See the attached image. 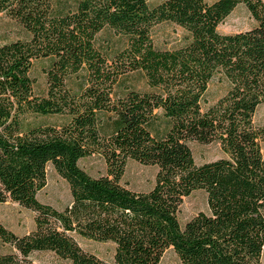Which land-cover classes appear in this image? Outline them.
<instances>
[{
    "label": "trees",
    "instance_id": "16d2710c",
    "mask_svg": "<svg viewBox=\"0 0 264 264\" xmlns=\"http://www.w3.org/2000/svg\"><path fill=\"white\" fill-rule=\"evenodd\" d=\"M243 4L252 27L218 26ZM25 39L0 44V204L35 213V228L17 235L0 221L11 250L0 264H160L173 248L182 264H262L264 252V0H0ZM163 22L184 34L174 48L155 45ZM105 29L125 38L102 50ZM46 60L47 90L32 70ZM131 75L144 86L129 84ZM217 79L223 93L208 101ZM54 117L60 122L43 123ZM162 124L159 128L156 124ZM218 144L224 157L198 164L191 143ZM99 156L105 173L80 164ZM157 168L146 191L127 187L129 161ZM51 165L68 183L62 209L43 203ZM207 195V211L181 223L184 199ZM77 237L114 244L106 262Z\"/></svg>",
    "mask_w": 264,
    "mask_h": 264
},
{
    "label": "rangeland",
    "instance_id": "374dc122",
    "mask_svg": "<svg viewBox=\"0 0 264 264\" xmlns=\"http://www.w3.org/2000/svg\"><path fill=\"white\" fill-rule=\"evenodd\" d=\"M162 0H148L150 5H156ZM213 2L216 0H207ZM254 24L250 13L246 7L241 4L237 6L227 18L219 24L218 30L221 33H235L244 31L252 27ZM183 30L170 22H163L156 25L152 30V37L157 47L166 49L174 48L181 43ZM27 33L24 28L14 19L7 15H0V44L25 39ZM96 44L102 50L112 49L116 52L126 46L125 38L119 36L113 30L105 29L97 35ZM49 62L39 60L35 63L32 76L34 77L35 91L44 95L47 90L46 69ZM131 86L142 88L144 86V78L139 75H131L128 79ZM224 84L214 79L209 85L208 101L213 103L224 91ZM38 122L55 123L60 122L54 117L39 118ZM255 122L264 126V104H262L255 115ZM161 128L162 124H156ZM191 148L195 161L198 164L217 160L224 157V153L220 145L201 144L197 142L191 143ZM264 154V143L262 145ZM81 166L93 176H98L106 171L105 164L99 156H90L80 161ZM157 168L153 166H145L136 161H129L122 179V182L129 188L136 191H146L155 184ZM38 199L50 204L58 209H62L71 201V194L68 183L49 165L47 167V181L43 189L38 193ZM207 195L204 191H196L189 197L184 199L179 212L181 223L196 215L200 211H207ZM0 221L17 235H24L35 228V213L17 202L7 200L0 204ZM79 244L86 250L96 254L100 259L110 262L113 259L114 244L112 242H97L91 239L77 237ZM9 245L0 241V254L10 251ZM37 262L41 264H60L51 253H36L33 255ZM160 264H182L178 255L173 248L165 251ZM262 264H264V252L262 256Z\"/></svg>",
    "mask_w": 264,
    "mask_h": 264
}]
</instances>
